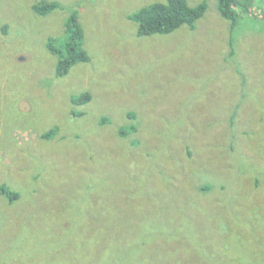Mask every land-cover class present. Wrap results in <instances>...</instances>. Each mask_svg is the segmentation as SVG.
<instances>
[{"label":"rangeland","instance_id":"374dc122","mask_svg":"<svg viewBox=\"0 0 264 264\" xmlns=\"http://www.w3.org/2000/svg\"><path fill=\"white\" fill-rule=\"evenodd\" d=\"M156 1L0 0V264H264V19L188 0L195 28L139 36ZM75 13L90 60L58 77Z\"/></svg>","mask_w":264,"mask_h":264},{"label":"trees","instance_id":"16d2710c","mask_svg":"<svg viewBox=\"0 0 264 264\" xmlns=\"http://www.w3.org/2000/svg\"><path fill=\"white\" fill-rule=\"evenodd\" d=\"M57 7H59L58 2H46L41 5H37L35 7V11L40 14H45ZM207 8L208 5L205 2L193 6L190 5L188 0L156 1L151 5L149 4L143 8H140L135 14L131 15L130 18L138 23L139 36L164 34L171 33L183 25H190L191 27L195 28L197 22L204 15ZM219 9L221 15L231 21L232 28L237 27L239 20L244 17L250 16L264 19V0H219ZM65 30L67 36L64 38L61 46H56L55 40L53 38L49 39L48 44V49L58 56V62L56 66V76L58 77L66 76L74 65L90 60L89 54L83 47V29L77 13L71 15L65 24ZM232 43L233 38H231V44ZM91 98L92 94L86 92L76 98L75 101L77 103L90 102ZM133 115L136 117V113H133ZM109 121L110 120L107 117H103L101 123L104 125L109 123ZM54 131L55 130H49L48 132L44 133L42 137L50 138L52 132ZM128 131L129 133L125 131L124 126L120 128L122 137L126 138L130 133L134 135L138 131V126L136 124H132V127ZM131 146L133 147L134 145L131 144ZM218 160L220 162L216 161L215 166H212L208 173L213 171V174L220 173L224 177L225 175H231L233 172L229 169L230 164L220 158ZM0 194L9 198L11 202L19 197V193L17 191H11L7 184H2L0 186ZM194 206H197L200 211H194L193 209V213L190 214L187 207L182 206L181 202L176 204L173 203L169 210H171L174 216L183 215L189 220L195 219L194 216L210 217L218 213V210H214V212H212L207 206L206 208L208 210H206L204 208L205 206L202 204H195L191 208H194ZM232 210H236L234 205L231 207H226V211L228 213H230ZM198 227L199 225L194 223L192 226L187 228L192 229L195 232L198 230ZM214 227L215 226L212 225V228Z\"/></svg>","mask_w":264,"mask_h":264},{"label":"bare ground","instance_id":"6f19581e","mask_svg":"<svg viewBox=\"0 0 264 264\" xmlns=\"http://www.w3.org/2000/svg\"><path fill=\"white\" fill-rule=\"evenodd\" d=\"M219 106V105H218Z\"/></svg>","mask_w":264,"mask_h":264}]
</instances>
